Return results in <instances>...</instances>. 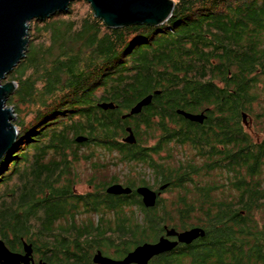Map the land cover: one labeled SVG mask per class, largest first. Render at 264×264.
I'll use <instances>...</instances> for the list:
<instances>
[{"label": "trees", "instance_id": "16d2710c", "mask_svg": "<svg viewBox=\"0 0 264 264\" xmlns=\"http://www.w3.org/2000/svg\"><path fill=\"white\" fill-rule=\"evenodd\" d=\"M74 2L67 12L30 23L26 56L10 73L17 86L7 104L27 110L16 122L19 140L0 165L19 148L12 178L0 174V239L32 243L51 264H94L99 249L122 258L157 241L166 226H200L204 237L148 264H264V137L255 140L245 129L251 115L264 117L255 110L264 82V0H174L166 24L118 29L92 8L76 15ZM156 90L139 114L122 117ZM100 102L116 108L104 110ZM178 110L207 118L192 122ZM127 127L134 144L123 141ZM156 130L161 136L147 146ZM79 135L88 141L77 143ZM172 142L191 144L198 154L171 161ZM94 146L117 151L122 162L146 163L156 184L102 174L109 162L82 151ZM161 149L169 155L154 159ZM82 160L95 171L93 189L77 193L75 166ZM216 167L228 173L230 190L222 196L216 183L194 181ZM113 183L180 189L147 208L135 191L107 193ZM82 212L89 215L79 220Z\"/></svg>", "mask_w": 264, "mask_h": 264}, {"label": "water", "instance_id": "95a60500", "mask_svg": "<svg viewBox=\"0 0 264 264\" xmlns=\"http://www.w3.org/2000/svg\"><path fill=\"white\" fill-rule=\"evenodd\" d=\"M76 0H0V163L11 151L19 135L18 126L15 124V110L7 105L8 98L13 94L17 84L15 81L3 82L15 67L26 56L29 40L27 37L30 23L33 20H45L59 12H67L72 2ZM94 11L97 18L104 20L112 29L123 28L129 25H143L158 27L166 24L172 17L174 0H85ZM160 90L146 95L129 111L122 115L129 118L139 114L142 109L152 103L154 95ZM98 106L104 110L114 109L113 102H100ZM178 114L186 119L204 123L207 114L202 112H188L178 110ZM247 116L244 114V119ZM128 135L123 139L128 144H134L136 137L132 127H127ZM88 141L85 135L76 138L77 143ZM168 187L162 185L160 190L141 185L136 189L121 183H113L106 188V192L113 195H128L134 191L141 197L142 203L147 208L156 206L160 194ZM206 230L194 226L184 230L176 227H165L164 234L157 241L144 242L136 246L122 258H115L97 250L93 254L94 264H148L152 258L170 252L181 244H191L198 238L204 237ZM24 253L11 251L5 241L0 239V264H30L33 260V245L24 241ZM37 264H51L39 261Z\"/></svg>", "mask_w": 264, "mask_h": 264}, {"label": "rangeland", "instance_id": "374dc122", "mask_svg": "<svg viewBox=\"0 0 264 264\" xmlns=\"http://www.w3.org/2000/svg\"><path fill=\"white\" fill-rule=\"evenodd\" d=\"M73 4H74L73 13H75L76 15H81V16L85 15V13H87L91 9V5L85 0L76 1ZM31 23H33V22H31ZM6 81H12L11 74H9L8 77L3 82H6ZM256 89L260 92V99H259L258 103L255 104V110L257 112H262V111L264 112V82L260 83ZM61 108H62V110H65L66 107H64V104H63L61 106ZM26 110H27V108H25V109L23 108L22 112H18V110L14 111L15 116H16V120L14 121L15 124H16V122H18V120L20 118L19 114H23ZM50 110L53 112V108H51ZM61 112H62V114H60V115H63L67 111L65 110V111H61ZM48 113H50V112H48ZM57 116H58V114H57ZM29 118H31V117H28V119ZM52 118H53L52 113H50V115L48 116V119H52ZM248 121H250V124L248 126H245L246 131L255 140L256 139H258V140L262 139L264 137V131H262L263 130L262 128L264 127V117H255V116L251 115L248 118ZM154 135H155L154 137L149 138L150 140H149L147 146L154 145L156 143V141L158 140V138L161 136V133L159 132V130H156ZM19 137H20V130H19L18 140H19ZM22 143L24 145L25 144L26 145L24 146V148H21L22 150L20 153L25 152V148H27V145H28L26 141H23ZM170 146H173L172 152H171L172 156L169 158L171 161L172 160L179 161L181 159H183V160L190 159V158H193L195 155L198 154L196 149L191 144L186 143V144L180 145V144H176L175 142H172L170 144ZM15 149L12 152V157H13L12 160H8L7 164H5V166L0 167V174L1 175L4 174L5 177L8 176L9 179L12 178V176L14 175L15 170H16V166L12 163V161L15 162L16 159L22 160L19 157L20 154L18 153V155H17V151L19 148H15ZM91 150H94L97 160H100V162L102 161L104 163L109 162V165H107V167L105 169L101 170V172H103L102 174H104V173L108 174V175L117 174V175H119L121 180H125V178L128 175H130L133 178H137V177L140 179L144 178L149 185H155L156 184V173L153 170V168H150L146 163L136 162V161H134V162L123 161L122 162L119 160L121 155L117 151L111 152L107 149L97 147V146L82 149L83 152H89ZM10 152L11 151H9V153L5 156L4 160L8 157V155H11ZM167 155H169V153L166 152V150H162V149H161L159 154L152 153L153 158L157 159V160H159L160 157H162V156L166 157ZM195 159L198 163H201L203 160L202 158H200L198 156L195 157ZM1 164H2V162L0 163V165ZM90 165H91V162L89 163L88 161L82 160L80 163H78L75 166V169L78 173V178H77V182L75 185V190L77 193H85V192L93 189V185H90L89 179H90V176L95 171L90 169ZM227 175H228L227 171H225L224 169H221L219 167H216V168L211 169L209 171H204V170L199 171V173L194 175V179H195L194 181L197 183H200L201 185L206 184V183H210V184L216 183L218 188L216 189L215 193L219 196H222L230 190V184H228V180L226 181ZM263 176H264V169H263ZM6 180H8V179H5L4 181H6ZM3 187L4 186H1V183H0V196H1L0 199H2V196L4 194V191H3L4 188ZM179 189H180L179 187H175V188L173 187L171 189H169V187H168L162 191L159 198L161 197L166 201H170L172 196L177 195V192L179 191ZM88 215L89 214L82 212L78 215V218H79V220H83V219H86ZM110 215H112V213H110Z\"/></svg>", "mask_w": 264, "mask_h": 264}, {"label": "flooded vegetation", "instance_id": "af4514ba", "mask_svg": "<svg viewBox=\"0 0 264 264\" xmlns=\"http://www.w3.org/2000/svg\"><path fill=\"white\" fill-rule=\"evenodd\" d=\"M152 154V153H151ZM136 187H138V186H136ZM154 189V188H153ZM155 190H159V189H155ZM6 243V242H5ZM6 245H7V247L11 250V251H13V252H19V253H24V247H23V245L22 246H20L19 244H18V241H15L14 242V245H10V244H7L6 243ZM33 260H31L30 261V264H37L39 261H47V260H45V258H44V256L39 252V251H36V249H35V247L33 246ZM48 262V261H47ZM21 264H24V263H21Z\"/></svg>", "mask_w": 264, "mask_h": 264}]
</instances>
